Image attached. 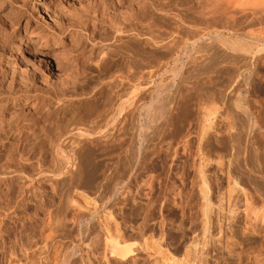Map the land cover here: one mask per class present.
Returning <instances> with one entry per match:
<instances>
[{"label": "rangeland", "instance_id": "374dc122", "mask_svg": "<svg viewBox=\"0 0 264 264\" xmlns=\"http://www.w3.org/2000/svg\"><path fill=\"white\" fill-rule=\"evenodd\" d=\"M10 1L13 2L14 4H12ZM22 1H25V3L23 2L25 5L23 8L22 14L18 17L16 12H15V11H17L16 10L17 8H14V7H18V5H17L18 3H15V0H8V1L7 0H0V29L6 30V32L9 33L7 38H6V41L3 42V40L2 41L0 40V52H1L0 53V79H2L1 74H4L3 80L5 81V84L3 87L5 89L0 91L3 93V94L1 93V95H0V108L2 107L0 109V167H1L0 168V177H1V175H3L5 173L6 177H4V180H6L5 178L8 177L7 179H10L9 184H11L8 186V183H6V182H8V180L7 181H4V180L0 181V217L4 213L11 215V219L8 218L6 221L7 223L6 222H5V224L1 223L3 226L0 225L2 232H3V229H5L4 230L5 236L3 238L6 239L5 240L6 243H8L9 239L11 241L17 236L25 237L26 234L27 235L31 234V232L36 237L37 236L39 237V234L41 233V231H40L41 227L38 226L40 223L39 221H38L39 222L38 225H36V227L34 226L33 228H28L29 224H28V227H26V225L23 224V221L27 223V219L29 218V216H33L34 214L37 213V216H39L37 218H41V219L43 218L42 220H45L47 218L48 211L50 212L52 209L54 211L53 210H52L53 212L51 211L52 212L51 216L53 215L54 218L57 216L55 219L64 215L65 207L63 205L66 206V204H65L66 202L65 203L62 202L65 199H63L61 197L67 198L66 192L67 191L69 192L68 188H71V187H70L68 180H67L68 182L66 180H63L62 175H57V174H53L52 172H49V170L50 169L52 170L54 168V165H55L53 162L54 156H53V152H52L53 150L51 147V140L55 135H66L69 131H71L73 129V127H74V130H76V129L77 130L79 129V131L82 130L81 131V133H83L82 135L87 134L85 132V129L86 128L89 129L88 126H90L91 129L93 128L92 130L90 129L91 134H93L92 131L94 133L98 132L97 131L98 127L100 130L103 128V127H101L102 122L100 120H102V115H100V114L104 111V109L107 110V107L109 108L113 104L112 103V99H113L112 97H114V99H115L117 96L116 95L117 92L120 91V90L117 91L118 89H116V91H117V92H115L116 94L114 93V91H110L108 93L109 87L108 86L105 87V85H106L105 82L108 80V77L109 78L114 77L115 74H116L115 77H117L119 74H121L120 73L121 71L125 70V68H126L125 65L130 64L129 61H132L130 59L134 57V52H136V50L135 51L131 50L130 53L132 51H134V52H132L133 54L131 53V55H128L127 53H129L128 50L135 49V48H133L134 46L132 45V44H134V42H135V44L138 42V44L135 45V46L138 45L136 47L137 52H139V50H140L138 48L146 50L145 48L151 49V46L152 47L154 46V48H156L158 45L157 41H154L155 43L153 42V45H151L152 43H150L149 44V46L151 45L150 47H148V45H146V44L144 45V40H143L144 37L141 36V33L145 30L143 23L146 22L147 25H150V27L151 26H153V27L158 26V28L155 27L154 29L152 27V30H154V31L156 29L161 28L159 32H158V30H156L154 32V33H156V35H158V36L155 35L156 36L155 40H159V38H163L162 34L164 32H165L164 34H166V31L168 32L167 34L170 33L169 35H171V36H167V34H166V36H165L163 34L165 36L164 39L165 38L166 39L165 40L163 39L165 41L164 42L165 46L163 47L164 51L162 50V52H166V50L168 51L169 49L170 50H169V53L167 52V54L165 53L163 55L158 56V58L160 57V59H157L159 61V63L157 62V60H155L156 61L155 63L157 64V66H160V68L158 67V69H159V70L157 69L158 72H156V74H154V76L151 78V79H153V82H151L152 80L150 79L151 86L154 85L155 89L158 91H156L154 89V87L150 86L145 91H141V93L138 92L139 98L137 96L138 93L136 94L135 97H137L136 99L138 101L136 102L135 98H134V101H135V106L137 108L135 107L133 109L132 114H131V117L133 119V125H132L131 130H129L125 133V135H126V136H124L125 139H123L120 142V145L117 143H113V144L109 143L111 145L105 144L104 146L102 145L104 148V150H103L101 144L100 145L95 144L94 140H91V139H94V135H96V134H93V135H90L91 136L90 137L91 139L89 140L90 143H88L82 147L80 157L83 161H81V165H80L81 167L80 168L83 169V170L82 169L81 170H82V172H84V175H85V176L83 175L84 179H86L84 181L85 185H84V187H81V190H82L81 194L80 193L71 194V198H72L71 200H72V203L74 201L73 205H76L77 203L79 204L78 207L79 208L81 207L80 209L77 206H74V207L77 208L76 210H78V211L81 210V211H79V212H82L81 214L86 215V213H89L86 215V217H87L86 219L89 218V215L90 216L96 215V216H95V218H93L90 221L87 220L88 222L86 221V219H82L81 222H79V220L76 219V216L72 212V210L66 211L67 214H65V215L67 217L64 216V221L66 220L65 230H62V231L59 230L58 233H56L59 236H57V241H56L57 243L55 244V245H57L56 246L57 250L55 251L56 253L55 252L54 253L57 255L56 256L54 255V259H55L54 263H57L61 258H63L73 246L79 247L78 249H83V248H85L84 245L86 247H87V245L89 246V244L91 245V243L93 242V238H97L98 236H100V233H101L100 232V230H101L100 226L101 225L106 226V224H107L108 229L112 228V227H110L111 225L114 226L112 229H110L111 234L116 231L117 228L115 226L119 225L117 231L119 233L123 231L122 233H120V238H119V239H122L121 242L124 241V242H122L124 245H126V244L131 245L132 244L131 246H132V248L135 249V252H136L134 255V257H136V258L134 260V263H132V264H166V263L167 264H189L188 262H190L189 261L190 259H188L186 256L191 255L193 257V255L189 251V248L187 249L186 246L189 244V241H190L192 234H195L197 236L198 241L201 237H203V239L201 238V241H200L201 243L198 242L197 243L198 245H196V247H195L196 251L198 249V255L199 256L197 255L195 250L193 252V254L195 253L194 255L196 256V258H198V260H199L200 254L203 253L205 250L208 251L206 254V257L208 260L204 259V258H206V257H204L205 254H201V257H202L201 260L202 261L200 260L197 262L203 263V260H205L204 261L205 264H209V263L210 264H221L222 259H220L219 253H220V250L222 248L219 247L220 244H217V239L214 238V237H217V235H218L217 231H218V227H219V225H218L219 217L217 219L216 216H218V215H215L216 214L215 210H213V212L210 213L212 215L211 216L212 220L210 219L211 226H210V224L208 225L210 230L207 231L208 234H206V233H203L201 226H200L202 224L201 223V220H202L201 214H199V209H200L199 201H200V199L197 197L196 194H194V197L198 198V199H195L194 197H192L191 202L192 201H194V202L191 203L192 205H189L188 210H190V211L188 212V215H189L188 217L180 216L181 215V213L179 211L180 209L175 207V206L173 207V205L170 202L171 198H172V196H171L172 191L174 189L173 186L179 185V183H177V181H176L179 178V175L177 173L183 174L185 170H186V172L188 171L187 167H183V169H185V170H181L182 166L180 169V167H178L179 164H176V167H175L173 165V163L168 162V161H171L168 158V156L171 157V154H170L171 152H170V149L168 150L166 148V145H167V141H169V143L173 142V138L171 139L172 136H169V134H168L170 132L172 133V130H170L171 128L169 127V130H167L165 128L163 129L162 128L163 125L161 126V124H164L161 122V121H163V119L159 118V117H161L159 114L158 115L156 114L158 117L156 116L155 119L152 121L153 124L151 123L149 126L146 125L147 127L144 128L143 133L142 132L140 133L139 129H136L137 125H139L140 122L145 123V110L148 107L153 108L155 111L156 107H158L159 104L162 105V103H164L167 100V98H169V95L170 96L174 95V101H176L177 104H179V103L182 104V103L186 102L187 105L189 104L188 105V107L190 108L189 112H191V113L193 112L192 114H190V116L189 115L187 116V117H189L188 119L191 122H189L187 119H186V122L191 123V124H188V125L186 124L187 126L185 125V128L187 127L189 131H190V129H192L191 132H189L190 134H188L189 136H187L186 138L189 142V146H190L191 150L196 149L195 147L197 146L196 144H197V140H198V138H196V137H198V135H199V130L197 132L198 134H196L195 131L197 129L201 128V126L199 125L201 123L200 119H202L201 116L204 115L203 113H206L207 109L210 110L211 107H214V108L219 107V105L217 104L216 101H214L213 99H209V97H206V93H207L206 91H209V90L212 91L213 89H215V87L217 88V87L222 86L223 82L225 81V79H224L225 76L223 75V73L222 74L221 73L214 74L211 72L205 73V74L204 73L200 74V72H198V73L196 72V74H197L196 75L194 72L195 70H192V68L194 67L195 64L198 65L197 63L200 60H199V58L196 59L195 57L192 58V57L187 56V53L185 52L184 49L186 46L187 47L191 46L190 42H192L193 38H194L192 36L193 33H191V31H188L189 30L188 24L193 25L194 22H195L194 24H196V23L200 22L203 18H207V20L210 19V21H211L212 19H211L210 15L212 14L213 10L212 11H210V10L214 9L215 6H213L214 8L212 7L210 9H209V7L212 6L211 4H216V2L213 3V0H209L208 2H207V0H154V1L153 0H147V1H145V0H111V1L110 0H22ZM211 1H212V3L210 4ZM206 2H207V4L209 3L208 5H210V6L206 5ZM43 6H45V10L43 9ZM94 7H95V9H97L99 11V13H102V18H101L102 20H100V21L95 20L96 18L93 17V15L96 16V14L94 13V11H95ZM113 7H114V9H112ZM161 7H162V9L163 8L164 9L162 10ZM206 7L208 8L207 11H209V12H206V9H207ZM141 8H143V9H141ZM204 8H206V9H204ZM14 9H15V11H14ZM140 9H141V11H140ZM11 10H12L13 14L10 15ZM202 10L205 11L206 13H204ZM13 11L15 12L16 15L14 14ZM92 11H93V13H92ZM210 12H211V14H210ZM56 13L57 14L60 13V15H62V17L66 18L68 20L70 19L69 22L72 21L73 24H72V26L70 25L71 30L68 28L69 32L67 31L66 33H64L62 35L61 38L54 40V43L52 42V43H49L45 46H43L42 44H37L33 41L34 40L33 35H29L24 31V27H25L24 24H25V21H27V20H28L27 25H26L27 29L34 28V29H37V31H39V32H42L45 30L48 31V29H49L48 27H50V26H47L46 22L49 23L51 21L52 16L54 17V15ZM153 13H154V15H153ZM113 14H115V15H113ZM201 14H202V16H201ZM8 15H10V16H8ZM135 15H136V17H135ZM7 16L9 19L7 18ZM48 16H51V18H49ZM112 16H113V18L116 17L117 20H119L121 23L124 22L121 25V27L125 25L124 28L127 32L122 27L123 31H125L124 33L122 31V34H121V32H116L114 30V32H116V33L113 35L114 32H112L113 31V29L111 28L112 25H110V23H112V22H110ZM12 17L13 18L16 17L14 20L17 22L13 26H12V24L9 23L10 22L9 20ZM134 17H135V19H133ZM160 17H162V18L160 19ZM216 17L218 19L220 16L219 17L216 16ZM144 18L146 21L144 20ZM147 18H148V20H153L154 22L153 21H147ZM198 18H199V20H198ZM124 19L125 20L127 19L129 22L125 21ZM136 19H137V21H136ZM138 19H140L141 21L140 20L138 21ZM194 19H196V20H194ZM219 19L216 22H218ZM92 20H93V22H92ZM222 20H224V19H222ZM189 21L193 22V23H190ZM139 22L142 23L143 26L141 25V23H140V26L142 28L144 27V30L140 26H138ZM151 22H152V24H150ZM216 22H213V23L211 22V24H213V25L216 24V25L211 26V24H210L209 25V31H220V32H223L225 34L228 33V34L232 35V33L237 32V31L243 32V33H253V32H256L255 30L257 29V27L254 26L256 28L255 29L252 26L253 27L252 28L246 22H241L240 20H236L235 22H231V23L228 22V23H226V25L224 24L225 21H222V23H220L221 22V20H220V22L218 24ZM157 23H158V25H157ZM130 24L132 26V29L134 26H136V27H134L135 29L137 28V30H139V31H140V29H142V31H140V33H139V31H137L135 29H134L135 31L132 30L130 27ZM136 24H138V25H136ZM127 25H129V27ZM199 25H196L197 29L199 27L203 29V27H201V26L205 27V24H203V25L199 24ZM159 26H161V27H159ZM232 26H234L235 28ZM71 27H73V29L75 30V31L73 30V33H72ZM74 27H76V28H74ZM126 27H127V29H126ZM138 27H140V29H138ZM128 28H130V31ZM163 28H166V29H163ZM110 29H112V30H110ZM176 29L178 32L175 31ZM170 30H171L172 34H171V32H169ZM134 32H136V33H134ZM157 32H158V34H157ZM188 32H190V33H188ZM118 33L120 36L118 35ZM159 33H161V37H159V35H160ZM116 35H118V37ZM115 36H116V39H115ZM167 38L169 39L168 41L171 40L169 42V45H168V43H166ZM172 38H174V39H172ZM129 39H131V40H129ZM126 40H128V41H126ZM178 40H180V41H178ZM122 41H124V42H122ZM131 41L133 43H131ZM2 42L4 43V45ZM171 43H173V44H171ZM122 44H124V45H122ZM139 44H140V46H139ZM129 45L130 46L132 45L131 46L132 48ZM141 45H143V46H141ZM144 46H145V48H144ZM169 46L171 48L168 49ZM100 47H102V48H100ZM164 48H166V50ZM140 51H142L141 52L142 54H145L149 50L147 52H144L143 50H140ZM132 55H133V57H132ZM127 56H129V58L130 57L131 58L129 59ZM161 56H163V57H161ZM262 58H264V57H262ZM42 59H44V60L41 61ZM162 59H164V60H162ZM261 59L255 60L252 58V60H251V64H253V67L258 71H256L257 74L255 73L254 75L251 76L250 82H252V83H249V84L250 85L252 84V85L249 87L251 90H253L254 93L257 92L255 94L254 98L257 100V103L259 105L261 104V107L263 106L262 110L264 112V109H263L264 104H262V103H264L263 102L264 101V94H263L264 93V70H263L264 69V67H263L264 66V60L262 59L263 60L262 61ZM192 61H194V63ZM256 61H257L258 65L256 64ZM260 62L263 63V66ZM44 63L47 64V66ZM187 63H188V65H186ZM259 64H261V65H259ZM188 66H190V67H188ZM187 68H189V69H187ZM242 68L243 67H240V69H239L240 72H238V75L235 76L236 78L235 77H234V79L232 78L233 81L231 80L230 81L231 83L229 82V85L226 86V88H227L226 92H229L230 90H232V88H234L235 83H237V80L239 79L240 73L243 71ZM2 70H4V71H2ZM178 70H180V71H178ZM192 71L194 73H190ZM2 72H4V73H2ZM185 74H187L188 76L190 75V77L188 78L187 75H185ZM191 74H192V77H191ZM193 74H195L194 77H193ZM218 75L219 76L221 75V76L219 77ZM185 79H187V80H185ZM192 80H193V82H192ZM213 80H215V81H213ZM220 80H222V81H220ZM186 81H188V82H186ZM154 82L155 83L157 82L158 84H155ZM219 82L221 83V85ZM187 83L190 84L189 85L190 87L187 86ZM182 84L184 86L186 85L185 87H188V89L187 88L185 90L182 89V87H180V86H182ZM195 84L197 85V87ZM177 85H178V87H177ZM199 88H201V89H199ZM18 89L19 90H21V89L25 90V91L23 90L25 92L24 97H22L20 99L18 97L17 98L13 97V95H15L14 92H16ZM189 89H190V91H189ZM153 90H155L158 94ZM148 91H149V93H148ZM180 91H181V93H180ZM112 93L115 96H113ZM150 93L153 94L154 97ZM187 93H188V95H187ZM189 95H190V97H189ZM164 96H166V97H164ZM203 96H204V98H203ZM150 98L153 101H151ZM165 98H166V100H165ZM206 98H207L208 102L206 101ZM114 99H113V102H114ZM182 99L184 101H182ZM157 100H159V101H157ZM205 102H207V103H205ZM107 103H108V105H107ZM156 103H157V106H155ZM181 104H180V106H181ZM172 105H173V109H174V107L176 106L175 102H173ZM172 105H171V107H172ZM180 106L178 105L176 108L179 109ZM205 108H207V109H205ZM101 109H102V111H101ZM96 110H97V112H96ZM174 110H172V112L174 111L173 113L176 112V109H174ZM91 112L93 115H90ZM199 113H200V115H199ZM88 116H92V117H90V120L86 119V117H88ZM99 117H101V118H99ZM216 117H218V115H216L214 119H216L218 124H220V121L222 122V120H220L219 117H218L219 119H217ZM80 119H84L86 121V123H84L83 120L80 121ZM98 119H99V121H98ZM137 120H138V122H137ZM197 121H198V123H197ZM88 122L90 125L88 124ZM223 122L225 123L226 121L223 120ZM223 122L221 124H223ZM86 124H88V126ZM157 124L162 129L159 126H157ZM196 125H197V127H196ZM70 127H71V129L69 130ZM171 127L173 128V126H171ZM94 128H96V129H94ZM67 130H69V131H67ZM193 131L195 132L194 134H192ZM84 132H85V134H84ZM130 132H131V134H130ZM62 133H64V134H62ZM148 134H149V136H148ZM24 135H26V136H24ZM97 135H98V133H97ZM145 136H147V137H145ZM146 139H148V140H146ZM150 141L152 144L149 143ZM159 142H161L162 144ZM138 143L140 145L142 144L143 146H145V144H146L147 147L149 145V147L147 148L148 149L147 157L144 160L145 162H143V164H142L143 166L141 165V167H135V166L131 165V167H130L129 166L130 164L127 165L126 162H129L130 156L132 155V152L134 151V149L140 146ZM94 144H95V146H94ZM22 145L23 146L25 145V147H26L25 150L23 149ZM260 145L261 146L257 145L254 148V151L252 150V154L254 153V156L252 154H248L249 156L250 155L252 156L251 158H249V156L247 155L246 158H248L249 161L246 160V158L244 159L243 155L240 154L239 159H241V160H239V159L238 160L240 162H242V161L244 162V163L242 162L243 166L245 165L246 168L251 167L254 169H256L260 166L259 161H258L259 158H258V160H255V158H257L256 156L259 155L258 153H260L259 150H262V148H263L262 147L263 145L262 144H260ZM10 146H11V148H10ZM68 146L69 145H66V147H68ZM159 146H160V148H159ZM258 146H259V148L260 147L261 148L259 149ZM20 147H21V149H23L25 151V152L23 151L24 152L23 155H20V150H21V149H19ZM100 147L102 150L100 149ZM121 147H123V148H121ZM150 147L153 149H151ZM96 148H98V149H96ZM132 149H133V151H132ZM165 149L168 150V153H167V150L165 151ZM256 150H258L259 152L257 153ZM151 152H152V154H151ZM148 154H149V157H148ZM166 154H168V156H166ZM163 157L164 158L167 157V158H165L166 160ZM51 159H53V160H51ZM246 161H247V163L248 162H251V163L247 164V163H245ZM4 162H7V163H4ZM5 164H7V166ZM169 164H172L174 168L172 167V165H169ZM251 164L254 166H252ZM257 164L259 166H257ZM165 165H167V166H165ZM169 166H170V168H169ZM51 167H53V168H51ZM4 168H5V172L3 171ZM38 169L44 170V172L46 170V172L44 173V176H43L44 179L40 178L42 180V181L40 180L42 184L39 186V189H41L40 190L41 192L38 189V194L40 193L39 196L41 197L38 200L43 199V204H44L43 208H41V209H40V207L38 208V204L36 203L37 201H35V199H34V198L39 197L38 194H37V197H34L32 199V197H33L31 195L32 189H30V191H28L27 193H24L23 195H19V193H17L18 191L16 190L17 186L15 187V185L18 184L17 182L19 181L18 176H20V175L23 176V174L29 176V175L34 173L33 171H35L37 173V171H39ZM11 170H12V173H11ZM176 170L177 171L179 170L180 172L179 171L177 172ZM7 171H8V175L6 174ZM18 173H20V175ZM27 173H29V174H27ZM185 174L186 175L190 174L189 175L190 178L193 176L191 171H189L188 173H185ZM191 174H192V176H191ZM33 175H35V173ZM176 175H178V176H176ZM244 176L245 175H243L244 181L242 182L243 183L242 185H244V187L246 186V188H249L250 186H252V188H253V186L255 185L256 188L255 187L254 188L259 190L260 189L259 187L262 186V190H263L264 180L261 177H258V178H260L259 180L257 177L252 179L253 182L250 181L252 183L251 184L247 180L246 176L245 177ZM15 177L18 178L17 182H16L17 179ZM189 177L187 176L186 179L189 180ZM212 179H213V176H212ZM11 180H12V182H11ZM13 181H14V183H13ZM222 183L223 184L221 185L222 186L221 191L222 190L225 191L226 188L223 185L226 186V182H222ZM5 184H7L8 187ZM188 184H189V182H188ZM188 184L186 186H188ZM51 185H53V186H51ZM214 185L215 184L212 183V185H211L212 188L213 187L215 188ZM112 186L113 187L115 186L117 191H114L112 189ZM171 186L173 189L171 188ZM6 188L9 189L8 192L6 191L7 190ZM214 188H213V191L211 192V193L214 192L212 194L213 196H211L212 198L214 197V195L216 197L217 194H219V191H218L219 189L217 190ZM64 190H65V193H64ZM84 190H85V192H84ZM169 190H171V193ZM262 190L260 189L259 191H262ZM5 192H7V193H5ZM29 192H30V195H29ZM168 194L171 196V198ZM64 195H66V196H64ZM90 195H91V197H89ZM6 197H8V199ZM112 197L113 198L118 197V198H116V201L118 200L117 201L118 203L114 204V206L110 209V212H109L110 214H109V213H107V209H104L102 203L107 202V200L113 199ZM166 197H167L166 202H163L165 200L164 198H166ZM20 198L25 199L28 202L27 206H29V207H27L25 205H23V206H25V209L21 205H20L21 206L20 207L18 204V201ZM29 198H30V200H29ZM84 198H85V200H84ZM215 199H217V198H215ZM16 200H17V204H16ZM167 200L169 202H167ZM9 201H10V203H9ZM213 202L215 203L216 200H214ZM93 203L95 205H93ZM17 206H19V207H17ZM35 206H37V207H35ZM84 206H85V208H84ZM143 206H145V207H143ZM15 207H17V208H15ZM58 207H61V209ZM94 207H96V208H94ZM146 209H147V211H146ZM23 210H25V211H23ZM76 210H75V212H77ZM35 211H37V212H35ZM42 211H44L45 213L44 212L41 213ZM94 211L96 213H94ZM14 212H16V213H14ZM92 212H93V214H91ZM131 212H133V213H131ZM31 214H33V215H31ZM25 216L28 218L24 219ZM143 217H144V220H143ZM68 219H69V221H68ZM137 220H139V221H137ZM140 220L141 221L143 220V222H141ZM140 222H141V225L143 223L142 226L139 224ZM189 222H191L192 224ZM242 222L243 221H238L237 225L239 227H242L243 226ZM82 223L84 226L87 223V229L88 230L85 231L84 227L82 226ZM117 223H119V224L117 225ZM137 224L139 225V227ZM88 225H89V227H88ZM108 225H109V227H108ZM152 225H153V227H152ZM20 227L25 228L23 230V234H25V235L21 234L23 228H20ZM38 227H39V229H38ZM69 227H70V229H69ZM236 227H235V230L237 232L235 231V233L237 235V241L240 244V245L238 244V246L240 248L237 246L238 249L236 251H238V250L240 251L242 249L241 256L242 257L245 255L246 256L243 257V261L241 262V264H249L248 263L249 262L248 257H250L249 256L250 254H248V253L250 252L251 249H253V247L256 248L255 245H257V241H259V239H258L259 236L258 237L254 236L252 233L250 234V232H247V231H246V233H244L241 228H239V227L236 228ZM26 228H27V230L28 229H32V230L31 231L28 230L29 231L28 232L26 230ZM121 228H123L124 230H121ZM211 228H212V230H211ZM137 229H139V230H137ZM1 230H0V232H1ZM111 230H113L114 232H111ZM189 230H190V233H189ZM241 230H242V232H241ZM33 231H35V232H33ZM105 231H106V229H105ZM200 231H201V233H200ZM38 232H40V233H38ZM209 232H210V235H209ZM211 233H212V235L214 234L215 236L214 235L212 236ZM97 234H98V236H97ZM200 234L201 235L204 234V235L201 236ZM84 235H86L88 237H86L85 239H82ZM92 235H94L95 237H93ZM206 235H209V237H211V238H209ZM149 236H151V237H149ZM254 237H255V239L256 238L257 239L256 240L253 239ZM204 238H205L206 242H204ZM91 239H92V241H91ZM209 239L212 241H210ZM215 240H216V242H215ZM253 240H255L254 242H256V243L252 242ZM142 241H143V243H142ZM245 241H247V242H245ZM203 242H204V244H203ZM202 245H205V247L207 249L204 248ZM0 246H1V244H0ZM182 246H183V248H182ZM203 248H204V251L201 250ZM199 249L201 250V253H200ZM245 249L247 252L245 251ZM0 251H1V247H0ZM157 251H158V253H157ZM202 255H204V256H202ZM192 257H191V259H192ZM0 259H1L0 264H2V262H3V264H6L7 261L5 262V260H7V258H3V252H0ZM169 260H171V261H169ZM218 261H220V262H218ZM96 262H98V264H102V263L106 264L105 262H103V260H101V261L97 260ZM223 262L225 264H227V263L228 264H237L236 261L234 259H231L229 256H226L223 259ZM129 263H127V264H129ZM190 264H194V263L190 262Z\"/></svg>", "mask_w": 264, "mask_h": 264}, {"label": "bare ground", "instance_id": "6f19581e", "mask_svg": "<svg viewBox=\"0 0 264 264\" xmlns=\"http://www.w3.org/2000/svg\"><path fill=\"white\" fill-rule=\"evenodd\" d=\"M8 1V0H7ZM111 1V0H110ZM147 1V0H145ZM154 1V0H153ZM209 0H207L208 2ZM11 2V1H10ZM25 1L22 0H15V3H18V7H14L17 8L15 11L17 16L19 17L22 12H23V8H24V3ZM114 2V1H113ZM206 2V5H208ZM216 2V4H211L212 1L210 2V8H212L213 6H215L214 9H211L210 11H212V14L210 12V17H211V21L210 19L207 20V18H203L200 22L194 24L193 25H189V30L191 31V33H193V41L190 42L191 46L190 47H185V52L187 53V56L192 57V58H199V62L197 63L198 65H194V67L192 68V70H195V74L196 72H200V74L202 73H214V74H218V73H223V75L225 76V81L223 82L222 86L220 87H215V89H213L212 91H206V97H209V99H213L214 101L217 102V104L219 105V107L214 108L211 107V109H207L206 113H203L204 115H202V119H200L201 123L199 124L201 126L200 129H197L195 132L196 134H198V130H199V135L198 140H197V146L195 147V150H191L190 146H189V142L187 140V136H189L188 134H190L189 132H191L192 129H190V131L188 130V128H185V125L187 124H191V123H187L186 119L189 121V117H187L188 115L190 116V114H192L191 112H189V107L187 105L186 102L184 103H179L177 104L176 101H174V95L170 96L169 98H165V102L162 103V105H158V107H156L155 111L153 108L148 107L145 110V123L140 122L139 125H137L136 129H139L140 133L144 132V128L149 126L152 121L155 119V117L159 114L161 117V119H163V121H161L164 124H161L162 128L169 130V127L171 128L170 130H172V135L170 133L169 136H172L171 139L173 138V142L167 141V145L166 148L169 150L170 149V154L171 157L168 156V154H166V156H168L169 160L168 161L170 163H173V165L176 167V164H179L178 167L182 166L181 170H185L183 169V167H187L188 171L186 172V170L184 171L183 174L177 173L179 175V178L177 181V183H179V185H172L174 187L173 191H172V198L169 195L171 193L168 194L171 198V204L173 205V207H177L180 210V213L182 217H188V212L190 210H188L189 205H192L191 203V199L192 197H194V194L197 195V197L200 199L199 201V214H201V229L203 231V233H207V231L210 230V228L208 227V225L210 224V219H211V212H213V210H215V215L217 219L219 217L218 220V231H217V237H214L217 239V244H220L219 247H221L220 249V259H222V263L221 264H225L223 262V259L226 256H229L231 259H234L236 261L237 264H241V262L243 261V257L245 256H241V251L242 249L239 251H236L238 248V241H237V235L235 233V227H239L237 225L238 221H243L242 227H239L243 230L244 233L250 232V234L252 233L254 236H259L258 239L259 241H257V245H255L256 248L253 249H249L250 252L248 254H250L248 257L249 258V264H264V188L262 190V184L260 185L261 187H259L262 191H259L258 189H255V185L250 186L252 183L250 181H252V179L254 178H258L261 177L264 180V112L262 110L261 104L259 105L257 103V100L254 98L255 94L257 92H253V90L250 89L249 86H251L249 83L251 80V76L254 75L256 73V70L253 67V64H251V60L252 58L255 60H260L262 57H264V0H213V3ZM12 4H14L13 2H11ZM93 3V2H92ZM98 3V2H97ZM96 4V3H95ZM199 4V3H198ZM145 5V4H144ZM98 6V5H97ZM115 6V5H114ZM130 6V5H129ZM10 7V6H9ZM112 7V6H111ZM110 7V8H111ZM135 7V6H134ZM165 7V6H164ZM189 7V6H188ZM104 8V7H103ZM116 8V7H115ZM140 8V7H139ZM159 8V7H158ZM207 8V7H206ZM204 8V9H206ZM43 9L45 10V6H43ZM114 9V7L112 8ZM143 9V8H141ZM140 9V11H141ZM147 9V8H146ZM150 9V8H149ZM162 9V7H161ZM164 9V8H163ZM162 9V10H163ZM180 9V8H179ZM200 9V8H199ZM203 9V10H204ZM10 10V9H9ZM95 10V11H94ZM94 13L96 14V16L93 15V17H95V20H102V13H99V11L97 9H95L94 7ZM183 10V9H182ZM202 10V11H203ZM208 8L206 9V12ZM13 11V12H14ZM92 11V13H93ZM14 12V14H15ZM105 12V11H104ZM147 12V11H146ZM183 12V11H182ZM204 13H206L205 11H203ZM9 13V12H8ZM151 13V12H150ZM194 13V12H193ZM199 13V12H198ZM13 14L12 10L10 11V15ZM15 14V15H16ZM107 14V13H106ZM136 14V13H135ZM146 14V13H145ZM164 14V13H163ZM197 14V13H196ZM203 14V13H202ZM201 14V16H202ZM208 14V13H207ZM8 15V16H10ZM50 15V14H49ZM115 15V14H113ZM154 15V13H153ZM206 15V14H205ZM204 15V16H205ZM7 16V18H8ZM16 16V17H17ZM52 16V15H51ZM51 16H48L49 18H51ZM111 16V15H110ZM132 16V15H131ZM144 16V15H143ZM161 16V15H160ZM203 16V17H204ZM209 16V15H208ZM216 16H220V19L218 22H216L218 19ZM15 17V18H16ZM17 17V18H18ZM136 17V15H135ZM135 17L133 19H135ZM146 17V16H145ZM207 17V16H206ZM15 18H11L9 21L10 24L15 25L17 22L14 20ZM48 18V19H49ZM128 18V17H127ZM162 17H160L161 19ZM166 18V17H165ZM186 18V17H185ZM9 19V18H8ZM19 19V18H18ZM91 19V18H90ZM93 19V18H92ZM164 19V18H163ZM193 19V18H192ZM50 20V19H49ZM94 20V21H95ZM125 20V19H124ZM140 19H138L139 21ZM143 20V19H142ZM145 20V18H144ZM158 20V19H157ZM156 20V21H157ZM191 20V19H190ZM196 20V19H194ZM199 20V18H198ZM221 20V22H220ZM236 20H240L241 22H246L249 26H255L257 27V29L255 30L256 32L253 33H243V32H234L232 33V35L230 34H225L223 32L220 31H209V25L211 24V22H216L217 24L220 22L222 23V21H225V25L228 22H235ZM19 21V20H18ZM28 21V20H27ZM27 21H25V27H24V31L29 34V35H33L34 37V42L37 44H42L43 46L49 44V43H54V40L59 39L62 37V35L64 33H66L67 31L69 32L70 29V25L72 26V21H70V19H66L64 17H62V15L59 14H55L54 17L52 16L51 21L47 23L48 27V31H42L39 32L37 31V29H27L26 25H27ZM48 21V20H47ZM107 21V20H106ZM125 21H128L127 19ZM137 21V19H136ZM141 21V20H140ZM146 21V20H145ZM147 21H153V20H148ZM187 21V20H186ZM192 21V20H191ZM93 22V20H92ZM98 22V21H97ZM112 23H110L111 28L113 29L112 32H114V30L116 32H121L122 34V27L124 28V26L121 27V25L124 23H121L119 20H117L116 17L113 18V16L111 17V21ZM129 22V21H128ZM127 22V23H128ZM131 22V21H130ZM133 22V21H132ZM143 22V21H142ZM154 22V21H153ZM36 23V22H35ZM96 23V22H95ZM94 23V24H95ZM107 23V22H106ZM126 23V22H125ZM139 22V25L140 26ZM146 22L143 23L144 27L141 28L144 30L141 33V36H143V40H144V45H148V47H150L151 45H153L154 41H157L158 45L156 48H154V46H151L150 48H138L140 50H143L144 52H148L145 54H142L139 50V52H137L136 44H138V42L135 44H132L135 49H130L127 50L129 51V53H127L128 55H131L132 52H134L136 50V52H134V57L132 55L133 58H129V56H127L130 60L129 61L130 64L125 65L126 68L124 71H121L117 77L116 74L114 77H108V80L105 82V87H109V91H114L117 92V96L114 99V97H112L114 99H112V105L108 108L107 110L104 109V111L100 114L102 115V120H100L101 123V127H103L101 130L97 129L98 132L94 133L92 131L94 135V139H91L90 135L91 134V129L90 126H88V124H86L88 128L85 129V132L87 134L82 135L83 133H81V131H79V129L74 130V127L71 131H69L71 129V127L69 128V131L66 135H55L52 140H51V147H52V152H53V156H54V168L52 170L48 169L49 172H52L53 174H57V175H62L63 180H68L70 187L69 192L67 191V198L65 197H61L63 199H65L62 202H66V206L63 205L65 207V212L68 210H72V212L75 214L76 219L79 220V222H81L82 219H86V215L89 213H86V215L81 214L82 212H79L81 210H76L77 208H75L74 206H79V204L77 203L76 205L74 204V201L72 203V198H71V194H78L82 192L81 187H84L85 185V180L84 179V172H82V168H80L81 166V161H83L81 159V149L84 145L90 143V139L94 140L95 144H98L101 146L105 145V144H109V143H117L120 145V142L125 139L124 136L125 133L129 130H131L132 125H133V119L131 117V114L133 112V109L136 107L135 106V101L137 102L138 100L136 99L137 97L136 94L139 92L141 93V91H145L147 88H149L151 86L150 84V79L154 76V74H156V72H158V67L160 68V66H157V64L155 63L157 59H160V57L158 58L159 55H163V54H167V52L169 53V48H171L170 46L168 47V51L166 50V48H164L166 50V52H162L163 47L165 46V39L164 37L166 36V34L168 33L166 31V34H162L163 38H159V40H155V37L158 36L156 35V33H154L156 30H158V32L160 31V29H156L155 31L152 30V27H150V25H147ZM188 23V22H187ZM129 24V23H128ZM152 24V22L150 23ZM154 24V23H153ZM199 24H205L202 28H196V25ZM236 24V23H235ZM142 25V23H141ZM142 25V26H143ZM146 25V26H145ZM155 25V24H154ZM158 25V23H157ZM173 25V24H172ZM177 25V24H176ZM213 24H211L212 26ZM216 25V24H214ZM213 25V26H214ZM230 25V24H229ZM233 25V24H232ZM237 25V24H236ZM235 25V26H236ZM95 26V25H94ZM93 26V27H94ZM129 27V25H127ZM182 26V25H181ZM200 26V25H199ZM218 26V25H217ZM238 26V25H237ZM6 27V26H5ZM102 27V26H101ZM130 27L132 29V26L130 24ZM136 27V26H134ZM133 27L132 30H134L135 28ZM140 27H138V29H140ZM156 28H158V26H155ZM153 27V29L155 28ZM161 27V26H159ZM170 27V26H169ZM183 27V26H182ZM229 27V26H228ZM234 27V26H232ZM252 27V28H253ZM8 28V27H7ZM69 28V29H68ZM72 28V33H73V27ZM76 28V27H74ZM167 28V27H166ZM163 28V29H166ZM180 28V27H179ZM235 28V27H234ZM14 29V28H13ZM110 29V30H112ZM127 29V27H126ZM130 31V28H128ZM142 29H140V31H142ZM169 29V28H168ZM188 29V28H187ZM10 30V29H9ZM71 30V29H70ZM91 30V29H90ZM125 30V28H124ZM137 30V28L135 29ZM134 30V31H135ZM184 30V29H183ZM236 30V29H235ZM234 30V31H235ZM239 30V29H238ZM75 31V30H74ZM126 31V30H125ZM123 31V33L125 32ZM139 31V30H137ZM136 31V32H137ZM139 31V33H140ZM162 31V30H161ZM174 31V30H173ZM177 31V29L175 30ZM182 31V30H181ZM71 32V31H70ZM111 32V31H110ZM114 32L113 35L116 33ZM127 32V31H126ZM132 32V31H131ZM134 32V33H136ZM157 32V34H158ZM171 32V30L169 31ZM178 32V31H177ZM104 33V32H103ZM138 33V32H137ZM138 33V34H139ZM186 33V32H185ZM190 33V32H188ZM9 33L6 32V30H1L0 29V40L3 42L6 41V38L8 36ZM99 34V33H98ZM133 34V33H132ZM137 34V35H138ZM159 37H161V33H159ZM170 34V33H169ZM167 34V36H171ZM172 34V32H171ZM182 34V33H181ZM119 35V33H118ZM118 35H116L118 37ZM128 35V34H127ZM131 35V34H130ZM134 35V34H133ZM140 35V34H139ZM156 35V36H155ZM115 36V39H116ZM120 36V35H119ZM140 36V37H141ZM180 36V35H179ZM101 37V36H100ZM111 37V36H110ZM135 37V36H134ZM184 37V36H183ZM96 38V37H95ZM94 38V39H95ZM99 38V37H98ZM125 38V37H124ZM169 38V37H168ZM167 38L166 43H168L171 41H168L169 39ZM109 39V38H108ZM120 39V38H119ZM122 39V38H121ZM158 39V38H157ZM164 39V40H163ZM174 39V38H172ZM176 39V38H175ZM104 40V39H103ZM111 40V39H110ZM131 40V39H129ZM117 41V40H116ZM128 41V40H126ZM134 41V40H133ZM136 41V40H135ZM180 41V40H178ZM2 42V43H3ZM124 42V41H122ZM130 42V41H129ZM128 42V43H129ZM174 42V41H173ZM127 43V44H128ZM131 43H133L131 41ZM152 43L150 46L149 44ZM155 43V42H154ZM156 43V44H157ZM126 44V43H125ZM130 44V43H129ZM173 44V43H171ZM4 45V43H3ZM118 45V44H117ZM124 45V44H122ZM121 45V46H122ZM167 45V46H168ZM140 46V44H139ZM143 46V45H141ZM156 46V45H155ZM166 46V47H167ZM173 46V45H172ZM102 48V47H100ZM132 48V47H131ZM4 49V48H3ZM148 49V50H147ZM173 49V48H172ZM131 50H134L130 53ZM127 51V52H128ZM164 51V50H163ZM125 52V51H124ZM143 52V53H144ZM1 53V52H0ZM101 53V52H100ZM162 53V54H161ZM182 53V52H181ZM9 54V53H8ZM133 54V53H132ZM171 54V53H170ZM169 54V55H170ZM104 55V54H103ZM123 55V54H122ZM185 55V54H184ZM165 56V55H164ZM102 57V56H101ZM163 57V56H161ZM169 57V56H168ZM42 58V57H41ZM165 59V58H164ZM162 59V60H164ZM264 60V58H262ZM261 59V60H262ZM44 59H42L41 61H43ZM262 60V61H263ZM190 61V60H189ZM196 61V60H195ZM102 62V61H101ZM105 62V61H104ZM157 62L159 63V61L157 60ZM194 63V61H192ZM263 66V63L260 62ZM45 64V63H44ZM111 64V63H110ZM156 64V65H155ZM163 64V63H162ZM256 64L258 65L257 61ZM259 64V65H261ZM47 66V64H45ZM188 65V63L186 64ZM190 65V64H189ZM192 65V66H193ZM117 66V65H116ZM162 66V65H161ZM123 67V66H122ZM190 67V66H188ZM240 67H243V71L240 73L239 79L237 80V83H235L234 88H232V90H230L229 92H226L227 88L226 86L229 85V82L233 79L235 76L238 75V72ZM257 67V66H256ZM264 67V66H263ZM113 68V67H112ZM124 68V67H123ZM259 68V67H258ZM13 69V68H12ZM158 69V70H157ZM177 69V68H176ZM189 69V68H187ZM17 70V69H16ZM260 70V69H259ZM264 70V69H263ZM4 71V70H2ZM180 71V70H178ZM188 71V70H187ZM112 72V71H111ZM193 71L190 73H194ZM4 73V72H2ZM114 73V72H113ZM181 73V72H180ZM183 73V72H182ZM188 73V72H187ZM12 74V73H11ZM109 74V73H108ZM178 74V73H177ZM193 74V77L194 75ZM257 74V73H256ZM2 75V79H0V91H2L5 84L4 79V74ZM182 75V74H181ZM187 75V74H185ZM184 75V76H185ZM197 75V74H196ZM259 75V74H258ZM13 76V75H12ZM109 76V75H108ZM112 76V75H111ZM207 76V75H206ZM219 76V75H218ZM221 76V75H220ZM219 76V77H220ZM156 77V76H155ZM187 77L189 78L190 75ZM186 77V78H187ZM192 77V74H191ZM215 77V76H214ZM217 77V76H216ZM101 78V77H100ZM185 78V77H184ZM187 78V79H188ZM212 78V77H211ZM233 78V79H232ZM236 78V77H235ZM238 78V77H237ZM179 79V78H178ZM181 79V78H180ZM185 79V80H187ZM191 79V78H190ZM215 79V78H214ZM7 80V79H6ZM10 80V79H9ZM153 82V79H151ZM184 80V81H185ZM197 80V79H196ZM263 80V79H262ZM32 81V80H31ZM200 81V80H199ZM215 81V80H213ZM218 81V80H217ZM222 81V80H220ZM89 82V81H88ZM181 82V81H180ZM188 82V81H186ZM193 82V80H192ZM209 82V81H208ZM155 83V82H154ZM153 83V84H154ZM179 83V82H178ZM183 83V82H182ZM185 83V82H184ZM190 83V82H189ZM201 83V82H200ZM205 83V82H204ZM203 83V84H204ZM211 83V82H210ZM220 83V82H219ZM218 83V84H219ZM231 83V82H230ZM155 84H158L157 82ZM181 84V83H180ZM202 84V85H203ZM213 84V83H212ZM217 84V85H218ZM160 85V84H159ZM190 84L187 83V86H189ZM196 85V84H195ZM216 85V86H217ZM221 85V83H220ZM28 86V85H27ZM186 86V85H185ZM183 84L182 89H188V87H185ZM199 86V85H198ZM205 86V85H204ZM209 86V85H208ZM215 86V85H214ZM231 86V85H230ZM25 87V86H24ZM151 87H154L151 86ZM178 87V85H177ZM197 87V85H196ZM210 87V86H209ZM211 88V87H210ZM214 88V87H213ZM26 89V88H25ZM35 89V88H34ZM116 89H118L116 91ZM153 89V88H152ZM155 89V87H154ZM178 89V88H177ZM181 89V90H182ZM201 89V88H199ZM212 89V88H211ZM234 89V90H233ZM19 90V89H18ZM14 92L15 95H13V97H18L19 99L24 97V91L21 89L19 91ZM28 90V89H27ZM149 90V89H148ZM151 90V89H150ZM156 90V89H155ZM153 90V91H155ZM204 90V89H203ZM10 91V90H9ZM158 91V90H156ZM155 91V92H156ZM190 91V89H189ZM257 91V90H256ZM261 91V90H260ZM259 91V92H260ZM11 92V91H10ZM147 92V91H146ZM154 92V93H155ZM176 92V91H175ZM183 92V91H182ZM186 92V91H185ZM2 92H0L1 95ZM7 93V92H6ZM139 93H138V98H139ZM149 93V91H148ZM157 93V92H156ZM155 93V94H156ZM181 93V91H180ZM189 93V92H188ZM187 93V95H188ZM202 93V92H201ZM3 94V93H2ZM111 94V93H110ZM147 94V93H146ZM151 94V93H150ZM158 94V93H157ZM264 94V93H263ZM113 96H115L112 93ZM145 95V94H144ZM153 95V94H151ZM181 95V94H180ZM9 96V95H8ZM183 96V95H182ZM11 97V96H10ZM110 97V96H109ZM108 97V98H109ZM154 97V95H153ZM158 97V96H157ZM166 97V96H164ZM163 97V98H164ZM187 97V96H186ZM190 97V95H189ZM259 97V96H258ZM134 98L136 99L134 101ZM204 98V96H203ZM18 99V100H19ZM151 99V98H150ZM154 99V98H153ZM208 99V100H209ZM176 100V99H175ZM181 100V99H180ZM186 100V99H185ZM151 101H153L151 99ZM159 101V100H157ZM179 101V100H178ZM182 101H184L182 99ZM187 101V100H186ZM207 101V98H206ZM109 102V101H108ZM173 102H175L176 106L174 107V109H176V112L173 113L175 110L173 109ZM208 102V101H207ZM205 102V103H207ZM215 102V103H216ZM264 102V101H263ZM110 103V102H109ZM213 103V102H212ZM152 104V103H151ZM181 104V106H180ZM264 104V103H262ZM3 105V104H2ZM108 105V103H107ZM147 105V104H146ZM172 105V107H171ZM180 106L179 109L176 108L177 106ZM213 105V104H212ZM33 106V105H32ZM152 106V105H151ZM157 106V103L156 105ZM216 107V106H215ZM2 108V107H1ZM0 108V109H1ZM137 108V107H136ZM146 108V107H145ZM264 109V108H263ZM100 110V109H99ZM172 110H174L172 112ZM204 110V109H203ZM102 111V109H101ZM191 111V110H190ZM204 111V112H205ZM97 112V110H96ZM100 112V111H99ZM98 112V113H99ZM137 112V111H136ZM90 114V113H89ZM96 114V113H95ZM157 114V115H156ZM90 115H93L92 112ZM98 115V114H97ZM96 115V116H97ZM200 115V113H199ZM218 115V117L220 118V120H225L226 122L223 124H221L222 122L220 121V124H218V122L216 121L215 116ZM95 116V115H94ZM99 116V115H98ZM97 116V117H98ZM143 116V115H142ZM90 117L92 116H88L86 117V119L90 120ZM134 117V116H133ZM154 117V118H153ZM158 117V116H157ZM200 117V118H201ZM218 117H216L217 119H219ZM96 118V117H95ZM101 118V117H99ZM138 118V117H137ZM83 120L84 123H86V121L84 119H80V121ZM99 121V119H98ZM219 121V120H218ZM79 122V121H78ZM138 122V120H137ZM160 122V121H159ZM191 122V121H189ZM9 123V122H8ZM97 123V122H96ZM198 123V121H197ZM153 124V123H152ZM155 124V123H154ZM173 124V125H172ZM194 124V123H193ZM83 125V124H82ZM90 125V124H89ZM147 125V126H146ZM186 125V126H187ZM198 125V126H199ZM86 126V127H87ZM153 126V125H152ZM157 126H159L157 124ZM156 126V127H157ZM173 126V128L171 127ZM190 126V125H189ZM16 127V126H15ZM85 127V126H84ZM100 127V128H101ZM160 127V126H159ZM197 127V125H196ZM77 128V127H76ZM161 128V127H160ZM161 128V129H162ZM84 129V128H83ZM91 129V130H90ZM96 129V128H94ZM9 130V129H8ZM100 130V131H99ZM159 130V129H158ZM96 131V130H95ZM151 131V130H150ZM161 131V130H160ZM159 131V132H160ZM80 132V133H79ZM157 132V131H156ZM194 131L192 132V134L195 133ZM2 133V132H1ZM65 133V132H64ZM62 133V134H64ZM98 133V135H97ZM151 133V132H150ZM102 134V135H101ZM131 134V132H130ZM129 134V135H130ZM191 134V135H192ZM153 135V134H152ZM151 135V136H152ZM7 136V135H6ZM26 136V135H24ZM128 136V135H127ZM149 136V134H148ZM197 136V135H196ZM93 137V136H92ZM96 137V138H95ZM133 137V136H132ZM147 137V136H145ZM162 137V136H161ZM168 137V136H167ZM166 137V138H167ZM191 137V136H190ZM29 138V137H28ZM150 138V137H149ZM164 138V137H163ZM2 139V138H1ZM160 139V138H159ZM140 140V139H139ZM148 140V139H146ZM151 140V139H150ZM155 140V139H154ZM153 140V141H154ZM170 140V139H169ZM15 141V140H14ZM19 141V140H18ZM128 141V140H127ZM172 141V140H171ZM24 142V141H23ZM29 142V141H28ZM140 142V141H139ZM147 142V141H146ZM18 143V142H17ZM25 143V142H24ZM50 143V142H49ZM143 143V142H142ZM151 143V141L149 142ZM161 143V142H159ZM158 143V144H159ZM169 143V144H168ZM94 144V146H95ZM116 144V145H117ZM126 144V143H125ZM139 144V143H138ZM152 144V143H151ZM162 144V143H161ZM164 144V143H163ZM262 144L263 148L262 150H259L260 153H258L259 151H257V153L259 154L258 156H256L257 158H255V160H258L259 158V165L257 164V166H259L258 168L254 169V168H246L245 165L243 166L242 162H240L239 157L240 154L243 155L244 159L247 157L248 154H252V150L254 151V148L259 145ZM34 145V144H33ZM66 145H69L68 147H66ZM111 145V144H109ZM118 145V146H119ZM140 145V144H139ZM138 145V146H139ZM14 146V145H13ZM23 146V145H22ZM21 146V147H22ZM40 146V145H39ZM102 146V149L104 150ZM152 146V145H151ZM156 146V145H155ZM158 146V145H157ZM163 146V145H162ZM258 146V148H259ZM21 147L19 149H21ZM25 145L23 146V149L25 150L26 147ZM149 147V145H148ZM145 144V146H143L142 144L135 148L134 151L132 149V155L130 156V160L129 162H126L127 165L130 164L129 166L131 167V165L135 166V167H141V165L143 164V162H145V158L147 157V153H148V148ZM11 148V146H10ZM123 148V147H121ZM151 148V147H150ZM160 148V146H159ZM162 148V147H161ZM257 148V149H258ZM261 148V147H260ZM259 148V149H260ZM21 149L20 150V155L24 154V150ZM43 149V148H42ZM98 149V148H96ZM101 149V147H100ZM101 149V150H102ZM153 149V148H151ZM157 149V148H156ZM165 149V151L167 150ZM30 150V149H29ZM106 150V149H105ZM111 150V149H110ZM158 150V149H157ZM167 150V153H168ZM24 151V152H23ZM100 151V150H99ZM152 151V150H151ZM164 151V150H163ZM262 151V152H261ZM19 152V151H18ZM88 152V151H87ZM251 152V153H250ZM13 153V152H12ZM44 153V152H43ZM164 153V152H163ZM152 154V152H151ZM129 155V154H128ZM254 156V153L252 154ZM249 156V155H248ZM25 157V156H24ZM149 157V154H148ZM155 157V156H154ZM159 157V156H158ZM242 157V158H243ZM252 156L250 155L249 158H251ZM35 158V157H34ZM128 158V157H127ZM164 158V157H163ZM167 158V157H165ZM164 158V159H165ZM8 159V158H7ZM38 159V158H37ZM129 159V158H128ZM157 159V158H156ZM160 159V158H159ZM163 159V160H164ZM239 159V160H238ZM29 160V159H28ZM48 160V159H47ZM166 160V159H165ZM243 160V159H242ZM246 160H248V158H246ZM8 161V160H7ZM122 161V160H121ZM128 161V160H127ZM153 161V160H152ZM249 161V160H248ZM48 162V161H47ZM86 162V161H85ZM164 162V161H163ZM7 163V162H4ZM23 163V162H22ZM51 163V162H50ZM244 163V162H243ZM247 163V161L245 162ZM251 163V162H248ZM247 163V164H248ZM254 163V162H253ZM9 164V163H8ZM19 164V163H18ZM36 164V163H35ZM42 164V163H41ZM44 164V163H43ZM246 164V165H247ZM7 166V164H5ZM10 165V164H9ZM23 165V164H22ZM52 165V166H53ZM172 165V164H169ZM172 165V167H173ZM252 165V164H251ZM33 166V165H32ZM35 166V165H34ZM143 166V165H142ZM167 166V165H165ZM254 166V165H252ZM5 167V166H4ZM92 167V166H91ZM129 167V168H130ZM171 167V168H172ZM1 168V167H0ZM8 168V167H7ZM39 168V167H38ZM167 168V167H166ZM170 168V166H169ZM174 168V167H173ZM47 169V168H46ZM82 169V170H81ZM135 169V168H134ZM140 169V168H139ZM144 169V168H143ZM179 169V170H180ZM258 169V170H257ZM9 170V169H8ZM19 170V169H18ZM39 170V169H38ZM141 170V169H140ZM175 170V169H174ZM173 170V171H174ZM178 170V171H179ZM2 171V170H1ZM5 172V168L3 170ZM126 171V170H125ZM177 171V170H176ZM177 171V172H178ZM189 171H191V178L189 177L190 174H185L188 173ZM24 172V171H23ZM35 173V175L31 174V175H24L21 176L20 173H18L20 176H18V178L15 177L14 179L16 180V182L18 184L15 185V187L17 186L16 190L18 191L17 193H19V195H23L24 193H27L28 191H30V189H32V193L31 195L33 196L32 199L34 197H37L38 194V189L39 186L42 184L41 183V179H44V170H39L37 171V173L35 171H33ZM153 172V171H152ZM161 172V171H160ZM180 172V171H179ZM12 173V170H11ZM182 173V172H181ZM8 175V171L6 173ZM29 174V173H27ZM146 174V173H145ZM162 174V173H161ZM173 174V173H172ZM84 175V176H83ZM176 175V176H178ZM243 175L246 176L247 180L249 181V183H251L249 186V188H246V186L244 187V185H242L243 183ZM3 176V177H2ZM17 176V175H16ZM175 176V175H174ZM186 176V177H185ZM187 176L189 177V180H187ZM213 176V179H212ZM244 176V177H245ZM2 177V178H1ZM0 177V181L4 180L5 173L3 175H1ZM92 177V176H91ZM145 177V176H144ZM151 177V176H150ZM8 178V177H7ZM4 181H7L6 183H8V186L11 185L9 184L10 179H7ZM13 178V177H12ZM11 178V179H12ZM41 178V179H40ZM119 178V177H118ZM170 178V177H169ZM177 178V177H176ZM49 179V178H48ZM175 179V178H174ZM260 178H258L259 180ZM14 180V181H15ZM41 180V181H40ZM50 180V179H49ZM189 184H188V182ZM225 180V181H224ZM13 181V183H14ZM38 181V182H37ZM40 181V182H39ZM67 181V182H68ZM92 181V180H91ZM134 181V180H133ZM147 181V180H146ZM175 181V182H176ZM247 181V182H248ZM12 182V180H11ZM10 182V183H11ZM50 182V181H49ZM53 182V181H52ZM151 182V181H150ZM187 182V183H186ZM222 182H226V186L223 185L224 190L221 191L222 189ZM253 182V181H252ZM5 183V182H4ZM3 183V184H4ZM56 183V182H55ZM60 183V182H59ZM65 183V182H64ZM88 183V182H87ZM112 183V182H111ZM152 183V182H151ZM172 183V182H171ZM212 183L215 184V188L214 189H219V194H217V196L214 197L217 198L214 199L211 197L213 196L211 193L213 191L212 188ZM264 183V182H263ZM2 184V185H3ZM116 184V183H115ZM118 184V183H117ZM142 184V183H141ZM158 184V183H157ZM162 184V183H161ZM176 184V183H175ZM188 184V186H186ZM254 184V183H253ZM7 186V184H5ZM167 185V184H166ZM243 187H242V186ZM7 186V187H8ZM14 186V185H13ZM53 186V185H51ZM87 186V185H86ZM124 186V185H123ZM125 187V186H124ZM170 187V186H169ZM255 187V188H254ZM264 187V186H263ZM5 188V187H4ZM10 188V187H9ZM149 188V187H148ZM7 189V190H6ZM5 190L8 192L9 189L6 188ZM67 189V190H68ZM84 189V188H83ZM112 189L114 191H117L115 186H112ZM130 189V188H129ZM137 189V188H136ZM41 189H39L40 191ZM57 190V189H56ZM152 190V189H151ZM216 190V191H217ZM52 191V190H51ZM54 191V190H53ZM91 191V190H90ZM130 191V190H129ZM5 192V193H7ZM41 192V191H40ZM85 192V190H84ZM89 192V191H88ZM131 192V191H130ZM151 192V191H150ZM47 193V192H46ZM65 193V190H64ZM129 193V192H128ZM12 194V193H11ZM40 194V193H39ZM38 194V196H39ZM79 194V195H80ZM110 194V193H109ZM7 195V194H6ZM30 195V192H29ZM85 195V194H84ZM167 195V194H166ZM195 195V196H196ZM66 196V195H64ZM83 196V195H82ZM86 196V195H85ZM93 196V195H92ZM98 196V195H97ZM104 196V195H103ZM129 196V195H128ZM141 196V195H140ZM149 196V195H148ZM2 197V196H1ZM19 197V196H18ZM46 197V196H45ZM84 197V196H83ZM91 197V195L89 196ZM111 197V196H110ZM152 197V196H151ZM165 197V196H164ZM8 199V197H6ZM26 198V197H25ZM28 198V197H27ZM41 197H37L34 198L35 201H37L36 203L38 204V208L40 207L43 208L44 204H43V199H40ZM76 198V197H75ZM113 198V197H112ZM118 198V197H116ZM116 198L114 197L111 200H107V202L102 203L104 209H107V213L110 212V209L114 206V204L118 203L116 201ZM122 198V197H121ZM195 198V197H194ZM193 198V199H194ZM195 198V199H198ZM74 199V198H73ZM91 199V198H90ZM108 199V198H107ZM165 200L163 202H166V198H164ZM213 199V200H212ZM30 200V198H29ZM79 200V199H78ZM85 200V198H84ZM163 200V199H162ZM216 200V202L214 203L213 201ZM33 201V200H32ZM158 201V200H157ZM81 202V201H80ZM87 202V201H86ZM101 202V201H100ZM148 202V201H147ZM161 202V201H160ZM162 202V203H163ZM167 202H169L167 200ZM10 203V201H9ZM60 203V202H59ZM63 203V204H64ZM143 203V202H142ZM153 203V202H152ZM198 203V202H197ZM5 204V203H4ZM16 204H17V200H16ZM19 206L21 205L22 207L28 205V202L23 199L20 198L18 201ZM86 204V203H85ZM167 204V203H166ZM11 205V204H10ZM13 205V204H12ZM25 205V206H23ZM61 205V204H60ZM84 205V204H83ZM88 205V204H87ZM93 205H95L93 203ZM168 205V204H167ZM194 205V204H193ZM7 206V205H6ZM17 206V207H19ZM20 206V207H21ZM59 206V205H58ZM86 206V205H85ZM84 206V208H85ZM152 206V205H151ZM197 206V205H196ZM15 207V208H17ZM29 207V206H27ZM37 207V206H35ZM62 207V206H61ZM61 207H58L61 209ZM142 207V206H141ZM140 207V208H141ZM145 207V206H143ZM9 208V207H8ZM79 208V207H78ZM81 208V207H80ZM79 208V209H80ZM96 208V207H94ZM147 208V207H146ZM160 208V207H159ZM176 208V209H177ZM195 208V207H194ZM48 209V208H47ZM52 209V208H51ZM64 209V208H63ZM87 209V208H86ZM85 209V210H86ZM92 209V208H91ZM119 209V208H118ZM137 209V208H136ZM169 209V208H168ZM198 209V208H197ZM36 210V209H35ZM53 210V209H52ZM51 210V211H52ZM75 210L77 212H75ZM84 210V211H85ZM98 210V209H97ZM173 210V209H172ZM16 211V210H15ZM25 211V210H23ZM50 211V212H51ZM54 211V210H53ZM52 211V212H53ZM57 211V210H56ZM83 211V212H84ZM106 211V210H105ZM104 211V212H105ZM147 211V209H146ZM217 211V212H216ZM33 212V211H32ZM31 212V213H32ZM37 212V211H35ZM34 212V213H35ZM44 211H42L41 213H43ZM48 211L47 214V218L45 220H42L41 218H37L39 216H37L36 214H31L33 216H29L28 217H24V219H27V223L23 221V224L26 225V227L28 228H33L34 226L36 227V225H38L39 223V227H41V233L39 234V237L35 236L34 234H26L25 237L22 236H17L15 237L13 240L10 241V239L8 240V243H6V239L3 238L4 235V230L3 232L1 230L0 232V244H1V251L3 252V258H7V260H5L6 264H98V262H96L97 260H103V262H105L106 264H127L130 263H134V260L136 257H134L135 255V249L132 248V244L129 246L128 244L124 245L120 238V233L122 232H118V226H115L117 229L114 232L113 230H111V232L114 233H110V229H112L114 226H110L112 228H107V224L106 226L101 225L100 226V236H98L97 234V238H93L95 237L94 235H92L93 237V242L91 243V245L89 244V246L87 245V247L84 245L85 248L83 249H78L79 247H75L73 246L68 252L67 254L61 258L57 263L55 262L54 259V255L56 256L57 254H55L56 252V246L55 245L57 242V236H59L58 231L59 230H65V222L64 221V216H66L65 214H67V212L65 213L64 211V215L60 216L59 218L55 219L54 216L52 214V212L50 213ZM71 212V211H70ZM8 213V212H7ZM12 213V212H11ZM16 213V212H14ZM45 213V212H44ZM69 213V212H68ZM94 213H96L94 211ZM133 213V212H131ZM195 213V212H194ZM29 214V213H28ZM58 214V213H57ZM72 214V213H71ZM93 214V212L91 213ZM110 214V213H109ZM159 214V213H158ZM55 215V214H54ZM142 215V214H141ZM164 215V214H163ZM162 215V216H163ZM74 216V217H75ZM96 216V215H95ZM94 215H89V218L86 219L87 220H92L93 218H95ZM67 217V216H66ZM138 217V216H137ZM142 217V216H141ZM145 217V216H144ZM143 217V220H144ZM161 217V216H160ZM10 218L11 219V215L4 213L1 217H0V225L5 224V222L7 221V219ZM147 218V217H146ZM9 219V220H10ZM66 219V218H65ZM75 219V218H74ZM118 219V218H117ZM198 219V218H197ZM216 219V218H215ZM22 220V219H21ZM71 220V219H70ZM114 220V219H113ZM143 220L141 222H143ZM196 220V219H195ZM199 220V219H198ZM212 220V219H211ZM39 221V222H38ZM69 221V219H68ZM76 221V220H75ZM139 221V220H137ZM187 221V220H186ZM216 221V220H215ZM10 222V221H9ZM8 222V223H9ZM19 222V221H18ZM88 222V221H87ZM141 222L139 223L141 225ZM147 222V221H146ZM2 223V224H1ZM7 223V222H6ZM133 223V222H132ZM152 223V222H151ZM178 223V222H177ZM183 223V222H182ZM191 223V222H189ZM188 223V224H189ZM213 223V222H212ZM240 223V222H239ZM238 223V224H239ZM18 224V223H17ZM22 224V223H21ZM67 224V223H66ZM80 224V223H79ZM98 224V223H97ZM187 224V225H188ZM192 224V223H191ZM20 225V224H19ZM23 225V226H24ZM68 225V224H67ZM74 225V224H73ZM93 225V224H92ZM95 225V224H94ZM121 225V224H120ZM131 225V224H130ZM138 225V224H137ZM143 225V223H142ZM141 225V226H142ZM3 226V225H2ZM1 226V227H2ZM21 226V225H20ZM85 231L88 230L87 229V223H86V227L83 225ZM81 226V227H82ZM96 226V225H95ZM211 226V224H210ZM18 227V226H17ZM38 227V229H39ZM72 227V226H71ZM89 227V225H88ZM105 227V228H104ZM109 227V225H108ZM135 227V226H134ZM139 227V225H138ZM137 227V228H138ZM153 227V225H152ZM156 227V226H155ZM236 227V228H237ZM23 228V227H20ZM19 228V229H20ZM95 228V227H94ZM143 228V227H142ZM25 228L22 229V233L23 234V230ZM67 229V228H66ZM70 229V227H69ZM90 229V228H89ZM106 229V231H105ZM140 229V228H139ZM137 229V230H139ZM188 229V228H187ZM190 229V228H189ZM193 229V228H192ZM27 230V228H26ZM28 230H32V229H28ZM27 230V231H28ZM35 230V229H34ZM37 230V229H36ZM45 230V231H44ZM94 230V229H93ZM96 230V229H95ZM120 230V229H119ZM121 230H124L123 228H121ZM133 230V229H132ZM141 230V229H140ZM151 230V229H150ZM212 230V228H211ZM241 230V232H242ZM18 231V230H17ZM60 231V232H61ZM84 231V232H85ZM126 231V230H125ZM195 231V230H194ZM29 232V231H28ZM35 232V231H33ZM64 232V231H63ZM69 232V231H68ZM109 232V233H108ZM139 232V231H138ZM173 232V231H172ZM176 232V231H175ZM237 232V231H236ZM10 233V232H9ZM87 233V232H86ZM96 233V232H95ZM153 233V232H152ZM190 233V230H189ZM192 233V232H191ZM201 233V231H200ZM240 233V232H239ZM16 234V233H15ZM36 234V233H35ZM163 234V233H162ZM179 234V233H178ZM249 234V233H248ZM25 235V234H23ZM62 235V234H61ZM122 235V234H121ZM137 235V234H136ZM139 235V234H138ZM199 235V234H198ZM201 235V234H200ZM204 235V234H203ZM201 235V236H203ZM210 235V232H209ZM209 235H206L209 237ZM212 235V233H211ZM214 235V234H213ZM212 235V236H213ZM123 236V235H122ZM135 236V235H134ZM169 236V235H168ZM215 236V235H214ZM14 237V236H13ZM86 235L83 236L82 239H85ZM151 237V236H149ZM178 237V236H177ZM182 237V236H181ZM205 237V236H204ZM253 237V236H252ZM123 238V237H122ZM203 239V237H201ZM201 238L198 241V238L195 234H192L189 244L186 246L187 249L189 248V251L191 252V254L193 255V257L190 256H186L188 259H190L189 261L194 263V264H203L205 260H203L202 262H197L201 260V254H205L202 255L204 257H206V254L208 251H204L205 245H202L204 248L201 249L202 251H204L203 253H201L200 251V259L198 260V258H196V256L193 254L194 250L196 249V245H198L197 243L201 241ZM206 238V237H205ZM204 238V242H206ZM211 238V237H209ZM249 238V237H248ZM142 239V238H141ZM188 239V238H187ZM252 239V238H251ZM250 239V240H251ZM255 239V237L253 238ZM257 239V238H256ZM255 239V240H256ZM124 240V239H123ZM161 240V239H160ZM171 240V239H170ZM208 240V239H207ZM210 240V239H209ZM255 240H253L252 242H254ZM81 241V240H80ZM84 241V240H83ZM92 241V239H91ZM212 241V240H210ZM214 241V240H213ZM59 242V241H58ZM78 242V241H77ZM76 242V243H77ZM88 242V241H87ZM86 242V243H87ZM188 242V241H187ZM203 242V244H204ZM208 242V241H207ZM216 242V240H215ZM247 242V241H245ZM250 242V241H249ZM259 242V243H258ZM79 243V242H78ZM143 243V241H142ZM159 243V242H158ZM201 243V242H200ZM251 243V242H250ZM256 243V242H254ZM59 244V243H58ZM134 244V243H133ZM240 245V244H239ZM252 245V244H251ZM250 245V246H251ZM239 247V246H238ZM136 248V247H135ZM141 248V247H140ZM183 248V246H182ZM198 248V247H197ZM200 248V247H199ZM240 248V247H239ZM243 248V247H242ZM207 249V248H206ZM247 249V248H246ZM245 249V251H246ZM144 250V249H143ZM185 250V249H184ZM248 250V249H247ZM150 251V250H149ZM163 251V250H162ZM196 251V250H195ZM215 251V250H214ZM55 252V253H54ZM247 252V251H246ZM150 253V252H149ZM158 253V251H157ZM197 255H198V249L196 251ZM5 254V255H4ZM148 254V253H147ZM155 254V253H154ZM189 254V253H188ZM218 254V253H217ZM153 255V254H152ZM166 255V254H165ZM187 255V254H186ZM5 256V257H4ZM7 256V257H6ZM155 256V255H154ZM199 256V255H198ZM61 257V256H60ZM150 257V256H149ZM190 257V258H189ZM192 257V259H191ZM203 257V258H204ZM209 257V256H208ZM145 258V257H144ZM204 259H207L204 258ZM1 260V259H0ZM179 260V259H178ZM187 260V259H186ZM192 260V261H191ZM208 260V259H207ZM145 261V260H144ZM171 261V260H169ZM202 261V260H201ZM136 262V261H135ZM190 262H188L190 264ZM208 262V261H207ZM220 262V261H218ZM228 262V261H227ZM1 263V261H0ZM129 263V264H130ZM144 263V262H143ZM157 263V262H156ZM162 263V262H161ZM185 263V262H184ZM3 264V262H2ZM103 264V263H102ZM167 264V263H166ZM205 264V263H204ZM210 264V263H209ZM228 264V263H227Z\"/></svg>", "mask_w": 264, "mask_h": 264}]
</instances>
